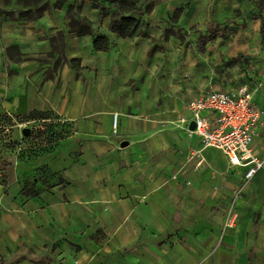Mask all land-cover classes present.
Instances as JSON below:
<instances>
[{"label": "crops", "instance_id": "0c3cea01", "mask_svg": "<svg viewBox=\"0 0 264 264\" xmlns=\"http://www.w3.org/2000/svg\"><path fill=\"white\" fill-rule=\"evenodd\" d=\"M249 1L158 0L124 38L96 0H49L31 20L0 7V116L18 138V124L40 122L15 118L36 111L68 130L36 157L0 156V264H264V165L244 181L189 129L192 100L245 87L264 159V40ZM214 23L234 34L200 42Z\"/></svg>", "mask_w": 264, "mask_h": 264}, {"label": "built area", "instance_id": "2783aa9c", "mask_svg": "<svg viewBox=\"0 0 264 264\" xmlns=\"http://www.w3.org/2000/svg\"><path fill=\"white\" fill-rule=\"evenodd\" d=\"M194 128L191 131L200 141L202 148H216L228 160L230 167L245 169L244 181H249L264 165V159H256L251 153V141L255 128L261 118V112L252 104L250 92L242 87L235 94L224 92H206L189 104ZM209 116L211 118H209ZM112 134L117 126L116 115L112 116ZM52 121V120H51ZM44 120L45 123H51ZM181 124L188 123L184 118ZM29 122L18 124L19 130ZM231 220H234L235 214Z\"/></svg>", "mask_w": 264, "mask_h": 264}, {"label": "trees", "instance_id": "16d2710c", "mask_svg": "<svg viewBox=\"0 0 264 264\" xmlns=\"http://www.w3.org/2000/svg\"><path fill=\"white\" fill-rule=\"evenodd\" d=\"M57 5L62 4V0H57ZM115 9L116 11L112 14H114V18L111 20L110 24H109V30L110 32L114 33L118 38H124V37H129L134 35L139 27L140 24V17L143 16L144 14H148L152 7L153 4L151 5H145L143 10H141L140 8H134L135 6H133L132 4H130L129 2L126 1H121V2H115ZM256 8H257V18L259 19V33H260V37L262 40H264V0H258L256 2ZM46 10V9H44ZM41 10L37 13H35L33 16H30L28 13L23 12L22 14L18 15V17L21 18H26V19H33L38 17L39 15H41L42 11ZM124 10H128L127 13L124 12ZM179 11L176 10L174 12L173 17L171 18V20H176L178 18V13ZM226 24H211L209 26H207V29L205 31V36L200 38L199 41L206 43L208 41H210L212 38H214L218 33H220V37L226 39V37H228L229 35L234 34L233 30H230ZM86 27V25L84 26ZM82 31H84V33H87L86 28H84ZM80 31V34L81 32ZM110 41L107 40L105 37L102 36H97L94 37L92 40V44L93 48L95 50L98 51H106L108 50V48L110 47ZM8 56H12L10 49L8 50ZM0 120H3L4 122H8V123H13L11 121V119L9 117H3L0 116ZM22 121H38L40 122V126L36 128L35 131L33 132H29L26 136L28 138H30L31 140V146L33 147V150H31V154L36 157L39 152L44 151V149L40 150L41 143L40 144H36L37 140L43 139V141L50 145L51 143H54L60 139L63 138V134L62 131L60 129H58L59 123H56L57 121H55V118L52 116V114L48 113V112H40V111H36V112H31L26 116H23L21 118H15V121L17 122H21ZM44 120H52L51 123H45L43 122ZM55 129L59 130V131H54ZM25 187H27V185H25ZM25 194L27 195H33L34 191H32L31 189H27L25 190Z\"/></svg>", "mask_w": 264, "mask_h": 264}, {"label": "rangeland", "instance_id": "374dc122", "mask_svg": "<svg viewBox=\"0 0 264 264\" xmlns=\"http://www.w3.org/2000/svg\"><path fill=\"white\" fill-rule=\"evenodd\" d=\"M100 2L102 5L114 7L115 2H121L126 1L135 6L134 8H140L143 10L145 5H151L158 0H96ZM248 5V7H254V3L252 0H250L247 3H244V5ZM49 6V0H0V7L7 8L9 10H14L15 13L9 12V16H18L22 14L23 12L28 13L30 16H33L35 13L48 9ZM125 13L128 12V10H124ZM114 13V12H112ZM169 21H171L169 19ZM169 33L171 32L170 30ZM172 33V32H171ZM182 40V38H180ZM14 127H16L15 123H8L4 122L3 120H0V156H16L17 158L22 157H29L31 156V150H33V147L31 146V140L27 136L17 137L16 132L14 134ZM7 129V130H6ZM27 129V128H25ZM29 130V129H28ZM36 130V129H35ZM35 130H29V132H33ZM54 131H59L55 129ZM62 131V130H61ZM68 130H63L62 134H66ZM40 144L43 147H40L39 149H49L53 146V143L50 145L46 144L43 139L37 140L36 144Z\"/></svg>", "mask_w": 264, "mask_h": 264}, {"label": "water", "instance_id": "95a60500", "mask_svg": "<svg viewBox=\"0 0 264 264\" xmlns=\"http://www.w3.org/2000/svg\"><path fill=\"white\" fill-rule=\"evenodd\" d=\"M194 128V124L191 122L189 125V129L192 130ZM29 133L28 129H23L22 130V136H26Z\"/></svg>", "mask_w": 264, "mask_h": 264}]
</instances>
